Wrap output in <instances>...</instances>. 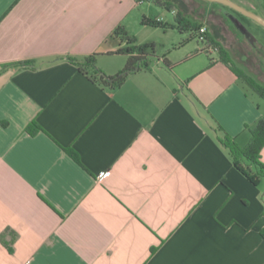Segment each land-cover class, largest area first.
I'll return each mask as SVG.
<instances>
[{
  "label": "crops",
  "instance_id": "crops-1",
  "mask_svg": "<svg viewBox=\"0 0 264 264\" xmlns=\"http://www.w3.org/2000/svg\"><path fill=\"white\" fill-rule=\"evenodd\" d=\"M139 7L0 0V264H264V177L220 140L264 118L235 67L180 36L119 86L70 59L118 74L120 26L156 49Z\"/></svg>",
  "mask_w": 264,
  "mask_h": 264
},
{
  "label": "rangeland",
  "instance_id": "rangeland-1",
  "mask_svg": "<svg viewBox=\"0 0 264 264\" xmlns=\"http://www.w3.org/2000/svg\"><path fill=\"white\" fill-rule=\"evenodd\" d=\"M165 1L172 3L189 21L201 22L208 27L212 38L207 46L211 47L220 57H222V51L225 52L224 56L238 71L250 93L264 105V98L248 83L250 79L264 86V26L253 19H246L245 25L256 37L257 43L254 45L225 17V13L222 12L223 5L217 1ZM254 8L256 13L264 17V4ZM137 15H140V23L135 26V32L140 38L156 42V49L151 51L150 58L153 60L157 59L155 51L162 56L168 49H173L172 42L174 40L176 43L179 36L180 44L184 43V40L192 41L194 44H197V41L201 45L206 44V41L202 42L198 39L199 31L178 28L176 13L172 9L158 5L153 0H145L138 8ZM144 16L147 17L146 22H144ZM158 18L162 20L158 22Z\"/></svg>",
  "mask_w": 264,
  "mask_h": 264
},
{
  "label": "trees",
  "instance_id": "trees-1",
  "mask_svg": "<svg viewBox=\"0 0 264 264\" xmlns=\"http://www.w3.org/2000/svg\"><path fill=\"white\" fill-rule=\"evenodd\" d=\"M158 5L172 9L176 13V19L178 25L183 28L195 29L197 32L203 25L201 22H191L187 17L176 9V7L165 0H153ZM159 22V21H158ZM161 23V22H160ZM114 35L121 37L122 41L126 45L120 48L118 53L129 54L128 62L126 67L121 70L118 74L114 76H109L100 70L96 63L97 53L85 56L83 59H78L70 57L72 61H75L82 72L89 74L92 79L96 81H101V83L108 86H119L125 80L127 74L132 72L138 66V61L142 59L143 56L151 53L155 49L153 43H139L138 39L134 35H130L123 27H118L114 31ZM199 35V34H198ZM211 35L207 33V41H211ZM225 52L222 51V58L226 62H230L225 56ZM22 66H33V61H26L20 63ZM239 74V73H238ZM111 78V79H108ZM248 83L251 87L264 98V86L261 84L251 81L248 79ZM40 129L37 122H32L27 126V130L30 133H36ZM251 138L246 146H241L236 137L231 136L229 133H224L223 137L220 138L222 144L229 149L231 156L236 163V166L250 179L254 184H259L261 179L264 177V161H262V151L264 150V118L260 119L253 127L250 128ZM70 153L78 160L75 152L70 150ZM264 215V214H263ZM262 235L264 236V228L262 229Z\"/></svg>",
  "mask_w": 264,
  "mask_h": 264
},
{
  "label": "water",
  "instance_id": "water-1",
  "mask_svg": "<svg viewBox=\"0 0 264 264\" xmlns=\"http://www.w3.org/2000/svg\"><path fill=\"white\" fill-rule=\"evenodd\" d=\"M208 1H217L220 3H223L225 5H229L230 7H232L235 10H238L239 12L243 13L244 15L248 16L249 18L255 20L256 22H258L259 24L264 26V17L236 2H234L233 0H208ZM229 17L231 18V20L233 21V23L236 25V27L246 36L249 38V40L252 43H255L256 41V37L252 34V32L249 30V28L238 18L236 17L234 14H228ZM140 69V66H138L136 69L137 70ZM133 70V71H134ZM111 79V78H108Z\"/></svg>",
  "mask_w": 264,
  "mask_h": 264
},
{
  "label": "flooded vegetation",
  "instance_id": "flooded-vegetation-1",
  "mask_svg": "<svg viewBox=\"0 0 264 264\" xmlns=\"http://www.w3.org/2000/svg\"><path fill=\"white\" fill-rule=\"evenodd\" d=\"M234 2L254 11L257 12L256 9L254 7L257 6H262V4H264V0H233ZM220 3V2H219ZM223 5L222 8V12L225 13V17H227V19L233 23V21L231 20V18L229 17L228 14H234L236 17H238L244 24L246 19H251L248 16L244 15L243 13L239 12L238 10L233 9L232 7H230L229 5H225L223 3H221ZM227 14V15H226ZM234 24V23H233ZM235 25V24H234ZM236 26V25H235ZM240 31V30H239ZM242 33V32H241ZM244 35V34H243ZM245 36V35H244ZM246 37V36H245ZM247 39L249 40V38L247 37ZM257 41H255V43H253L254 45H256ZM148 60H149V56L145 55L142 57V59H140L138 61V65L140 66V68L145 67L148 65Z\"/></svg>",
  "mask_w": 264,
  "mask_h": 264
},
{
  "label": "built area",
  "instance_id": "built-area-1",
  "mask_svg": "<svg viewBox=\"0 0 264 264\" xmlns=\"http://www.w3.org/2000/svg\"><path fill=\"white\" fill-rule=\"evenodd\" d=\"M139 5L143 4L145 0H136ZM158 21H161L162 19L158 18ZM207 33H208V27L206 25H202L199 29V35L198 39L202 42L207 41ZM105 178V174L102 173L100 175V179L103 180Z\"/></svg>",
  "mask_w": 264,
  "mask_h": 264
}]
</instances>
